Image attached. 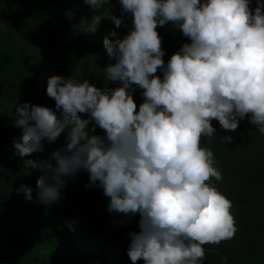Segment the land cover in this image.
Segmentation results:
<instances>
[{
	"label": "clouds",
	"instance_id": "clouds-1",
	"mask_svg": "<svg viewBox=\"0 0 264 264\" xmlns=\"http://www.w3.org/2000/svg\"><path fill=\"white\" fill-rule=\"evenodd\" d=\"M84 2L99 9L109 0ZM119 3L131 28L115 42L104 38L108 57L116 61L104 73L106 83L122 86L100 88L76 75L50 76L46 94L55 110L29 103L16 109V126L23 130L14 143L16 154L42 151L45 138L55 141L71 126L66 148L53 153L55 183L41 176L38 199L59 201L60 176L86 171L90 184L98 183L110 198L109 212L141 216L140 231L129 233L132 264H202L205 245H219L237 231L232 201L210 183L223 179L214 154L201 146L216 133L212 121L236 131L247 117L264 135V0H256L254 10L252 0ZM110 18L121 25V18ZM100 19L95 16L86 30L95 32ZM168 23L190 43L165 65L157 29ZM133 86L143 90L138 111ZM97 126L104 135L95 134ZM25 164L52 168L32 160ZM18 191L33 200L27 185Z\"/></svg>",
	"mask_w": 264,
	"mask_h": 264
},
{
	"label": "trees",
	"instance_id": "trees-1",
	"mask_svg": "<svg viewBox=\"0 0 264 264\" xmlns=\"http://www.w3.org/2000/svg\"><path fill=\"white\" fill-rule=\"evenodd\" d=\"M256 6V0H252L251 8L254 10ZM97 15L101 16L97 30L87 31V25ZM112 16L122 19L119 27ZM130 28L131 18L122 13L119 0H109L99 9H93L84 0H0V264L41 263L42 249L26 238L27 226L16 232L10 227L16 207L39 201L34 195L33 200L28 201L25 194L18 191L22 185L28 186L22 173L29 156L17 155L14 147L23 132L16 126V109L29 103L55 110V101L46 94L47 80L53 75L65 78L76 75L79 80L88 79L100 88L121 87L119 82H105L104 69L116 61L108 57L103 40L105 37L113 42L122 39ZM157 31L162 38L166 65L190 40L171 23L158 27ZM113 32L115 36L111 35ZM156 75L163 79L162 71L158 70ZM133 87L138 111L144 102L143 90ZM212 126L216 133L210 139L204 138L201 146L214 154V166L221 171L223 179L212 178L210 183L232 201L231 212L237 231L232 239L219 245H205L202 264H223L224 261L264 264V135L247 117L240 121L236 131L222 129L216 120L212 121ZM91 128L90 125V134ZM70 131L71 126L61 134L69 135ZM95 134L104 135V132L97 126ZM223 136H231L233 141L224 143L220 139ZM70 181L94 206V210L72 228V237H89L92 241L100 238L102 243L120 250L119 264H132L127 255L129 233L140 231L141 216L109 212L110 198L104 195L98 183L90 184L86 171L72 174ZM66 230L58 228L56 231L63 242L70 232ZM13 239L15 247L6 254L4 247ZM58 249L62 251L64 247L59 244Z\"/></svg>",
	"mask_w": 264,
	"mask_h": 264
},
{
	"label": "rangeland",
	"instance_id": "rangeland-1",
	"mask_svg": "<svg viewBox=\"0 0 264 264\" xmlns=\"http://www.w3.org/2000/svg\"><path fill=\"white\" fill-rule=\"evenodd\" d=\"M205 139H207L205 137ZM69 140V135L61 134L55 141L45 138L42 141L43 150L30 155L26 160H32L38 165L50 164L51 169L44 167L31 168L25 164L22 173L23 178L28 182L37 200V180L41 176H47L49 183H55L53 176L57 161L53 156L56 151H63ZM25 163V162H24ZM70 175L60 176L63 181L61 198L57 202L44 203L40 200L32 205L18 206L14 209L10 227L15 232L24 226L26 238L31 244L39 246L42 250L39 254L40 264H119L120 250L108 244L102 243L101 239L92 241L89 237H76L71 235L72 228H75L80 220L86 218L94 210V206L85 197L79 187L70 181ZM58 228H67L68 235L63 242ZM66 230V231H67ZM15 239L10 245L4 247L7 254L15 247ZM64 249L60 251L58 245ZM73 253V256L70 254ZM223 264H227L226 261Z\"/></svg>",
	"mask_w": 264,
	"mask_h": 264
}]
</instances>
